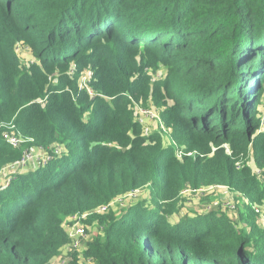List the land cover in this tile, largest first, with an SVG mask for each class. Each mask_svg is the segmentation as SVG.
I'll return each instance as SVG.
<instances>
[{
    "label": "trees",
    "instance_id": "trees-1",
    "mask_svg": "<svg viewBox=\"0 0 264 264\" xmlns=\"http://www.w3.org/2000/svg\"><path fill=\"white\" fill-rule=\"evenodd\" d=\"M263 94L264 0H0V171L22 155L8 126L50 154L0 185V264H51L67 219L141 188L82 221L96 235L68 264H264ZM140 97L175 147L141 135ZM215 187L246 200L237 223L180 209L182 191Z\"/></svg>",
    "mask_w": 264,
    "mask_h": 264
},
{
    "label": "built area",
    "instance_id": "built-area-1",
    "mask_svg": "<svg viewBox=\"0 0 264 264\" xmlns=\"http://www.w3.org/2000/svg\"><path fill=\"white\" fill-rule=\"evenodd\" d=\"M86 80V79H85ZM83 79V82H85ZM131 104L130 107H132V110L134 112V120L140 125L141 127V135L143 137L149 136L151 133L160 131L162 134L164 133L165 138L164 146H176L173 140L169 137V132L163 122L160 119L159 109H155L153 107H146L144 108L141 104L135 103L131 98ZM7 132L3 135L4 141L9 144L14 149H20L22 152V155L20 159L17 161L7 165L5 168H3L0 171V185H2L6 179L13 175H18L20 173L33 170L36 167H39L40 165H45L47 161L49 160V152L46 151L43 148L35 147L33 146V140L30 138H23L13 126L7 127ZM259 130H264V114L260 117V123H259ZM57 153V151H55ZM188 157H191V154H186ZM175 156L177 160L182 159L181 151H177L175 153ZM219 188L223 191V196L229 195L231 192L227 187H215L213 189ZM212 189V188H211ZM210 189V190H211ZM202 191H208V189H199L197 191L194 190H184L181 192L188 193L192 192L193 194L199 193ZM145 192L147 193L145 196L138 198L139 193ZM148 196V189L147 188H141L134 191H130L118 198H115L111 202H109L107 205L98 207L94 209L93 211L81 215H75L74 217H71L66 220V223L64 224L65 232L67 233V236L70 240V243L63 247L66 250L75 249L78 250L81 248V243L86 242L90 235V227L86 226L82 223L83 220L86 219L89 215L92 214H99L104 215L109 213L110 211H113L115 205H121L126 206L128 204H136L138 203V200L141 201ZM221 206L220 209L224 210L227 209L230 212L235 211V207L230 203L229 199L226 198L221 203H214L213 207L218 208ZM253 211L258 215L259 219L264 221V207L259 208L257 206H252ZM68 223H71V225H68ZM264 229V228H263ZM93 231L96 232L97 228H93ZM62 248V249H63Z\"/></svg>",
    "mask_w": 264,
    "mask_h": 264
},
{
    "label": "rangeland",
    "instance_id": "rangeland-1",
    "mask_svg": "<svg viewBox=\"0 0 264 264\" xmlns=\"http://www.w3.org/2000/svg\"><path fill=\"white\" fill-rule=\"evenodd\" d=\"M17 52H18V57L21 60H23V62L25 64L30 63L31 60H33V57L31 55L30 51L26 47L20 46L18 48ZM161 76H162L161 68H159L157 70V72H153V71L149 72V77L151 79V83L156 79H160ZM82 82H83V80H82ZM139 101H141V102H139ZM139 101L135 102V103L141 104L144 108L153 107L155 109H160L154 105L153 101L150 98L144 99L143 97H140ZM168 104L170 105L171 103L169 102ZM130 108L132 109V107H130ZM258 111L260 113L259 117H261V115L264 114V94L262 96V103L258 107ZM163 138H165V136H163ZM246 165L253 168V160H252L251 155L246 160ZM190 190H192V189H190ZM146 194L147 193H145V192L139 193L138 198H141V197L145 196ZM226 198H228L230 203L235 207L234 212L227 213V216H229V219H231V221L235 224V223H237V215L240 212H242L244 206L246 205V200L237 194L230 193L229 195L224 197L223 191L220 190L219 188L211 189V190L208 189V191H202V192L195 193V194H193L192 192H188V193H183L179 196L178 205H179L180 209L182 208L184 211L188 210L189 212H194L196 214H206V213H209L212 211L219 210L220 208H214L213 204L214 203H221ZM139 200H138V202H139ZM132 205L133 204H128L126 206L115 205L113 211H110L109 213H119L121 211L124 212L127 208L131 207ZM236 208H237V210H236ZM258 224H259L260 228H264V221H262L261 219H259ZM95 227H96V225L90 227V231H89L90 234L95 233L93 231V228H95ZM238 228H243V227H241V225L238 224ZM94 235H96V234H94ZM82 251H83V247L81 246V248L79 249V253H82ZM70 254H71L70 250H66L65 248L61 249L59 254L54 259H52L51 264H68L70 259H71L70 257H68V255H70ZM80 261L84 262V260L82 258H80Z\"/></svg>",
    "mask_w": 264,
    "mask_h": 264
}]
</instances>
